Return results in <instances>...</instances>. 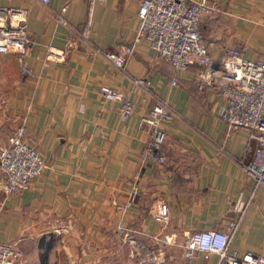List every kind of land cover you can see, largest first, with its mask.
Returning <instances> with one entry per match:
<instances>
[{
  "label": "crops",
  "instance_id": "1",
  "mask_svg": "<svg viewBox=\"0 0 264 264\" xmlns=\"http://www.w3.org/2000/svg\"><path fill=\"white\" fill-rule=\"evenodd\" d=\"M139 1L0 0V7L27 10L33 42L23 59L31 76H21L16 53H0V143L23 122L25 139L47 165L27 190L11 193L0 172V242L19 246L15 264H216V255L184 260V240L238 215L229 251L264 256V187L254 189L234 162L250 152L247 133L229 130L218 116L221 98L199 87L200 68L174 69L146 39L127 58V74L146 77L178 114L160 125L163 165L143 154L148 132L139 116L151 105L145 94L129 95L134 109L124 121L119 104L97 94L100 86L125 92L130 80L73 33L88 28L103 49L129 44ZM210 1L215 10L200 25L213 45L212 66L224 46L244 44L248 57H264V0ZM59 13L64 24L54 21ZM130 199L128 208H116ZM160 203L165 223L154 217Z\"/></svg>",
  "mask_w": 264,
  "mask_h": 264
},
{
  "label": "built area",
  "instance_id": "2",
  "mask_svg": "<svg viewBox=\"0 0 264 264\" xmlns=\"http://www.w3.org/2000/svg\"><path fill=\"white\" fill-rule=\"evenodd\" d=\"M38 1L44 6L49 2ZM214 10L215 4L210 0H140L136 12L139 26L129 44H121L113 50L100 48L91 42L90 31L85 27L76 30L73 36L83 43L90 54L129 78L130 87L125 92L108 86H100L97 91L102 99L119 104L121 121L133 112L134 104L129 100L131 93L138 90L149 99L150 108L139 116V126L146 127L148 132L143 154L159 165L166 161L162 149L166 133L160 127L161 122L178 114L167 100L153 91L146 77L127 74V58L133 53L135 45L146 39L156 55L174 69H186L193 65L200 68L197 75L199 87L203 90L213 88L221 98L218 116L229 130L243 129L247 133L250 152L235 157V164L252 180L254 189L264 187V57H248V48L244 44L224 46L220 49L216 65L212 66L210 48L213 45L205 39L200 24ZM54 21L65 23L61 13L54 17ZM32 45L27 10L0 7V53H16L23 78L33 75L23 61ZM171 84L175 85L176 80H172ZM219 149L223 151V146ZM46 167L41 154L25 139L23 122L11 132L5 143H0V172L4 178L1 187L6 193L27 190ZM131 202V199L126 200L122 205L116 204V208H128ZM240 216L228 220L221 229L195 230L188 234L183 243V259L191 260L200 254L205 259L216 255V264H264V256L252 251H229ZM154 217L160 222H167L169 217L165 204L158 205ZM62 231L68 232L69 228L64 227ZM129 232L125 238L131 240ZM156 252L161 253L162 250L157 249ZM20 256L21 250L16 243L0 242V264H15Z\"/></svg>",
  "mask_w": 264,
  "mask_h": 264
},
{
  "label": "rangeland",
  "instance_id": "3",
  "mask_svg": "<svg viewBox=\"0 0 264 264\" xmlns=\"http://www.w3.org/2000/svg\"><path fill=\"white\" fill-rule=\"evenodd\" d=\"M248 47H249V46H248ZM249 48H250V47H249ZM254 50H255V52H256V49H254ZM254 50H253V51H254Z\"/></svg>",
  "mask_w": 264,
  "mask_h": 264
}]
</instances>
